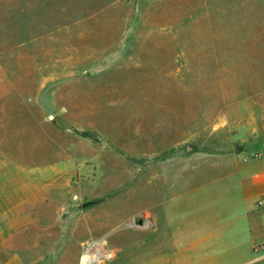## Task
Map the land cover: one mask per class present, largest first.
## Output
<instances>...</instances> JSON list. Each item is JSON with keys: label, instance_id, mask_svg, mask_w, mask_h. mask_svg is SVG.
<instances>
[{"label": "rangeland", "instance_id": "374dc122", "mask_svg": "<svg viewBox=\"0 0 264 264\" xmlns=\"http://www.w3.org/2000/svg\"><path fill=\"white\" fill-rule=\"evenodd\" d=\"M66 78L54 264L90 244L93 264H164L161 204L223 175L250 114L264 125V0H0V96Z\"/></svg>", "mask_w": 264, "mask_h": 264}, {"label": "crops", "instance_id": "0c3cea01", "mask_svg": "<svg viewBox=\"0 0 264 264\" xmlns=\"http://www.w3.org/2000/svg\"><path fill=\"white\" fill-rule=\"evenodd\" d=\"M14 94L0 96V264H54L55 226L70 223V196L55 191L70 174V130L39 96ZM247 125L221 177L161 204L162 263L264 264V125L253 114Z\"/></svg>", "mask_w": 264, "mask_h": 264}, {"label": "water", "instance_id": "95a60500", "mask_svg": "<svg viewBox=\"0 0 264 264\" xmlns=\"http://www.w3.org/2000/svg\"><path fill=\"white\" fill-rule=\"evenodd\" d=\"M65 80H58L55 82H50L48 83L44 89L40 92L39 94V98H38V104L40 105V107L42 108L43 112L47 115V116H51L54 112V106L52 103V96L49 93V90L52 89L54 86L58 85L61 82H64ZM136 225L141 226L142 225V221L141 220H137L135 222Z\"/></svg>", "mask_w": 264, "mask_h": 264}, {"label": "bare ground", "instance_id": "6f19581e", "mask_svg": "<svg viewBox=\"0 0 264 264\" xmlns=\"http://www.w3.org/2000/svg\"><path fill=\"white\" fill-rule=\"evenodd\" d=\"M95 246H98V244H90L89 246H88V248H87V250H85V252H83V257H82V259H81V261H82V263L81 264H89V263H87V258H89V256H90V252H91V250L93 249H95V257L93 258V263H96V259L100 256L99 255V253H98V251L100 250V249H96L95 248Z\"/></svg>", "mask_w": 264, "mask_h": 264}, {"label": "built area", "instance_id": "2783aa9c", "mask_svg": "<svg viewBox=\"0 0 264 264\" xmlns=\"http://www.w3.org/2000/svg\"><path fill=\"white\" fill-rule=\"evenodd\" d=\"M258 205H262V202H259ZM261 249L264 250V244L261 246ZM81 259H82V258H80V262H79V264L82 263ZM87 263H89V264H93V259L91 258V256H89V258H87Z\"/></svg>", "mask_w": 264, "mask_h": 264}]
</instances>
